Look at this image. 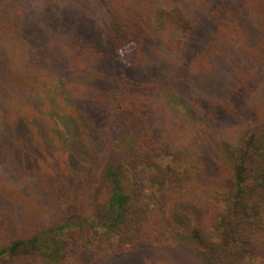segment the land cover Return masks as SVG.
Instances as JSON below:
<instances>
[{"label":"rangeland","instance_id":"1","mask_svg":"<svg viewBox=\"0 0 264 264\" xmlns=\"http://www.w3.org/2000/svg\"><path fill=\"white\" fill-rule=\"evenodd\" d=\"M0 3L6 12L0 19V210L9 221L6 237L24 228L47 230L68 220L79 241L86 229L81 224L102 222L108 192L96 174L104 162L103 127L117 102L155 113L161 106L167 115L164 122L177 119L196 126L194 140L206 166L201 181L216 188L232 185L216 166L215 135L264 117V0ZM115 5L148 24V68L129 66V58L114 51L109 10ZM159 6L181 11L193 27L157 29ZM215 31L222 33L221 43L210 72L199 78L198 55ZM162 77L169 81L156 87L154 82ZM213 104L215 121L207 112ZM14 108L22 119L19 128L13 125ZM39 110L43 115L55 110V120L64 113L76 128L69 132V126L59 122L63 134L56 132L58 141L51 143L44 137L48 122ZM145 184L147 194L158 190ZM261 221L264 224V207ZM134 224L139 219L129 214L119 234L101 239L112 255L108 264L154 263L143 250L142 235H135ZM97 229L90 233L99 239L101 228ZM3 264L19 261L8 258Z\"/></svg>","mask_w":264,"mask_h":264},{"label":"trees","instance_id":"2","mask_svg":"<svg viewBox=\"0 0 264 264\" xmlns=\"http://www.w3.org/2000/svg\"><path fill=\"white\" fill-rule=\"evenodd\" d=\"M4 16L0 3V19ZM109 16L114 51L122 59L126 55L129 66L148 68L152 57L147 49L148 24L120 5L111 7ZM174 25L182 30L193 27L181 11L159 6L155 27L166 30ZM211 35L198 55L197 67L202 63L199 78L210 72L211 59L222 40L221 32ZM164 77L153 84L161 88L163 81H169ZM216 109L213 104L207 110L210 120L216 117ZM51 110L47 115L43 110L38 113L48 122L42 129L44 137L53 143L58 141L57 133L63 134L59 122L69 126V132L76 122L64 113L55 120L52 114L56 111ZM12 113L13 125L19 128L21 116L15 108ZM165 116L161 106L155 113L126 101L113 105L103 127L104 162L96 174L108 192L101 208L102 222L81 224L86 229L81 230L84 236L79 241L70 232L73 225L68 220L47 230L24 228L6 237L9 221L0 210V264L8 258L19 264H108L112 255L101 239L119 234L129 214L139 219L134 224L135 235H142L143 250L153 264H264V117L215 135L216 166L232 184L216 188L200 179L206 166L194 140L196 126L177 119L164 122ZM145 183L158 190L147 194ZM97 227L101 228L99 239L90 233L91 229L96 233Z\"/></svg>","mask_w":264,"mask_h":264}]
</instances>
